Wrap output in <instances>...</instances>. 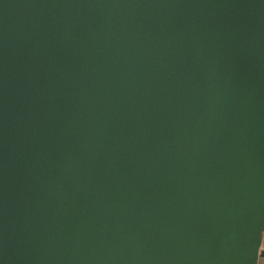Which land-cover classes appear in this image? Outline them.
Listing matches in <instances>:
<instances>
[{
    "label": "water",
    "instance_id": "95a60500",
    "mask_svg": "<svg viewBox=\"0 0 264 264\" xmlns=\"http://www.w3.org/2000/svg\"><path fill=\"white\" fill-rule=\"evenodd\" d=\"M264 0H0V264L264 258Z\"/></svg>",
    "mask_w": 264,
    "mask_h": 264
},
{
    "label": "crops",
    "instance_id": "0c3cea01",
    "mask_svg": "<svg viewBox=\"0 0 264 264\" xmlns=\"http://www.w3.org/2000/svg\"><path fill=\"white\" fill-rule=\"evenodd\" d=\"M262 250H264V236H263ZM258 264H264V258H260Z\"/></svg>",
    "mask_w": 264,
    "mask_h": 264
}]
</instances>
